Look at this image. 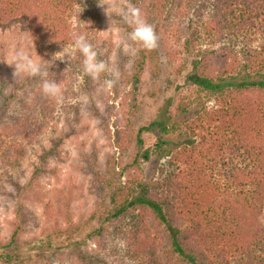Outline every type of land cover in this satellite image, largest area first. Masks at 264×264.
Wrapping results in <instances>:
<instances>
[{
    "label": "trees",
    "instance_id": "1",
    "mask_svg": "<svg viewBox=\"0 0 264 264\" xmlns=\"http://www.w3.org/2000/svg\"><path fill=\"white\" fill-rule=\"evenodd\" d=\"M148 1L159 13L170 3L175 19L167 30L177 43L183 40L184 54L191 55L186 77L194 95L191 117L184 127L159 119L140 127L130 139L136 141V151L119 170L129 177L109 190L96 226L77 240L82 227L66 219L64 227L54 228L57 246L75 248L79 259L92 264H104L105 253L111 252L119 258L117 264H264V0ZM75 10L91 24L78 20L75 32L86 30L97 48L95 0H0V27L31 22L38 42L63 50L72 41L68 19ZM224 40L228 45L213 49ZM233 44H241L239 50ZM135 46L126 84L137 85L156 54ZM92 80L85 75L87 85ZM0 98L4 107L14 101L12 93L1 91ZM31 106L44 112L39 99ZM22 124L15 132L26 133L23 138L29 141L32 130ZM176 131L185 139L174 144L168 137ZM153 132L155 142L145 148L141 135ZM51 154H43V163ZM152 161L156 177H142V163ZM39 174L35 168L27 183L16 185L15 217L8 239L0 242V264H36L19 245L28 222L21 200L31 197ZM110 234L123 239L122 253L106 247ZM87 240L97 245L94 256L81 251Z\"/></svg>",
    "mask_w": 264,
    "mask_h": 264
},
{
    "label": "rangeland",
    "instance_id": "2",
    "mask_svg": "<svg viewBox=\"0 0 264 264\" xmlns=\"http://www.w3.org/2000/svg\"><path fill=\"white\" fill-rule=\"evenodd\" d=\"M129 2L141 9L159 36L156 54L146 63L137 85L124 82V74L137 56L136 44L127 38L132 26L124 19ZM95 4L100 14V23L93 30L97 49L119 72L118 83L111 92L101 88L103 75L100 81L92 80L87 85L83 58L68 48L72 41L63 50L47 48L37 41L36 33L30 29L31 22H9L0 27V92L14 96L8 107L2 105L0 98V242L8 239L12 228L17 207L16 185L27 183L38 168L40 174L33 194L21 200L28 222L23 226L19 245L36 264H92L86 257L79 259L75 248L57 246L54 228L64 227L68 219L82 227L76 238L81 239L96 226V215L108 205L112 186L123 184L129 177L119 175V170L129 164L136 151V141L130 140L134 133L157 119L166 125L184 127V121L192 114L194 95L190 81H186L191 55L184 54L183 40L177 43L167 30V23L175 19L170 15V3L163 13L157 12L148 0H95ZM75 11L68 19L72 31L76 30L78 20L87 21L90 27L89 19L79 18ZM31 37L36 54L47 62L42 67L49 69L48 78L60 84L62 104L42 94L39 78L23 73L15 76V67L11 66L15 52L25 49L35 57ZM226 45L224 40L212 47ZM240 46L232 45L234 50ZM35 98L41 100L44 112L31 110ZM183 108L187 113L181 112ZM22 121L32 130L29 141L23 138L26 133L15 132ZM176 132L168 137L174 144L185 139ZM155 135H141L145 148L154 144ZM48 150L52 152L51 158L43 163L42 156ZM112 160L118 168L113 169ZM156 168L154 161L143 162L142 177H156ZM106 247L122 253L123 239L110 234ZM80 248L87 256L99 252L93 240H87ZM38 253H45L46 258H35ZM111 253H105L104 264H117L119 258Z\"/></svg>",
    "mask_w": 264,
    "mask_h": 264
},
{
    "label": "clouds",
    "instance_id": "3",
    "mask_svg": "<svg viewBox=\"0 0 264 264\" xmlns=\"http://www.w3.org/2000/svg\"><path fill=\"white\" fill-rule=\"evenodd\" d=\"M100 5L104 6V4ZM78 8L80 12L83 11V8L79 5ZM124 19L126 23L132 26V30L128 33L127 37L130 41L148 51L155 50L158 47L159 36L155 27L143 17L140 8L129 2L124 14ZM81 24L86 25L84 23ZM85 31L72 32V43L68 48L72 53L79 52L82 56L83 73L94 81H100L103 75L105 78L102 80L101 88L104 92H111L118 83L119 72L118 70H113L110 66V62L102 58L104 53L93 45L85 34ZM30 43L33 45L32 51L35 52L32 37ZM59 54H61V52L56 55ZM14 56L15 59L11 66L15 67V76L17 73H23L33 78H39L42 94L46 97L55 99L58 104L63 103V91L60 84L54 79H49V69H44L42 67V65L47 62L43 61L36 52L35 57H33L30 52L25 49H20L15 52Z\"/></svg>",
    "mask_w": 264,
    "mask_h": 264
}]
</instances>
